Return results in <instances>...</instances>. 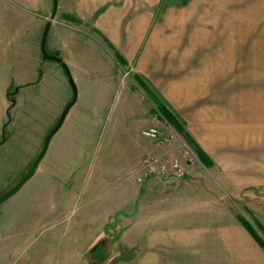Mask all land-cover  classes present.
I'll return each instance as SVG.
<instances>
[{"label": "rangeland", "instance_id": "374dc122", "mask_svg": "<svg viewBox=\"0 0 264 264\" xmlns=\"http://www.w3.org/2000/svg\"><path fill=\"white\" fill-rule=\"evenodd\" d=\"M234 1L227 9L232 14L222 13L224 8L218 6L217 21L203 15V29L208 30L215 24L213 28L219 30L215 43L218 48L233 46L235 104L245 97L251 103L250 116L253 117L258 116L257 104L264 98V69L259 68L264 66V22L259 20L257 0ZM48 4L51 13L53 0ZM18 10L17 3L12 5L8 0H0V142L3 139L0 143V196L30 170L46 134L72 98L71 86L60 64L43 61L44 65L33 73L34 29L31 19L22 9ZM27 12L33 18L44 15L41 8ZM59 15L55 12L51 22L60 19ZM52 33L53 29H49L44 47L47 56H54L49 50ZM85 33L88 32L84 27L79 38L89 50L100 48L102 44L108 48L100 38L90 37L92 30L88 35ZM15 35L19 36L18 52L10 39ZM106 65L105 69L69 70L77 95L81 89L83 99L68 111L35 174L0 204V264H84L81 255L87 258V247L99 227L96 220H89L88 214L99 216L98 204L111 196L123 195L129 188L154 190L159 194H163L162 189L180 193L187 204L195 206V211H187V221L243 220L264 244L257 213L250 212L243 204V199L252 196L228 195L222 174L200 163L191 143L155 109L139 84L140 78L118 60ZM50 67L58 70V79ZM40 76L43 79L38 85ZM17 82L23 84H15ZM103 94L105 101L96 99V95ZM49 98L53 103L52 111L58 109L57 117L52 116L51 120L47 116L51 109L49 103L46 104ZM54 102H57L55 109ZM238 112L236 110L235 114ZM147 127H157L164 134L175 131L178 138L170 144L151 141L141 135V130ZM174 157H179L186 168L184 177L177 178L167 171L166 176L154 174L136 181L146 158H156L157 164L167 166ZM112 207L115 205L108 208ZM261 207L264 208V197ZM116 222L111 220L105 227L112 239L119 238L122 226L127 224L125 219Z\"/></svg>", "mask_w": 264, "mask_h": 264}, {"label": "crops", "instance_id": "0c3cea01", "mask_svg": "<svg viewBox=\"0 0 264 264\" xmlns=\"http://www.w3.org/2000/svg\"><path fill=\"white\" fill-rule=\"evenodd\" d=\"M8 2L17 3L21 12L31 19L34 29L31 60H34L33 73L36 74L37 68L44 65L43 61H51L43 60L40 52L43 25L50 15L49 0ZM234 3V0H57L56 15L60 14V19L52 20L49 26L54 32L49 50L69 70L105 69L106 63L118 60L129 72H134L184 122L189 136L211 161L206 169L222 174L228 195L252 196L243 199L244 207L257 213L258 222L264 228V208L261 207L264 98L257 104L258 116H250L251 103L244 95L242 101L237 100L235 104L233 46L218 48L215 43L219 30L213 28L215 24L208 30L203 29V15L217 21L218 6L225 9L222 13L232 14L227 9ZM257 3L259 20L264 22V0ZM33 8L43 9L44 15L31 17L27 11ZM84 27L86 35L92 30L90 37L100 38L108 48L103 44L91 50L85 47L79 38ZM18 38L16 35L10 38L17 52ZM86 64L88 66L83 67ZM259 68L264 69V66ZM51 69L58 79V70ZM40 78L38 85L42 83L43 77ZM49 88L51 96L52 80ZM82 95L80 89L76 103L83 99ZM96 99L105 101L107 98L103 94L96 95ZM49 100L46 104L51 108L53 103ZM54 103L55 109L57 102ZM57 111L52 108L47 111L50 120L57 117ZM148 180L145 181L148 183ZM161 192L163 194L129 188L123 195L111 196L98 204L101 214H88L89 220L93 218L98 222V232L87 247V258L81 255L82 262L264 264V248L240 221H187V211H195V206L187 204L180 193L173 194L168 189ZM111 204L115 207L108 208ZM123 219L127 224L122 226L119 238L112 239L105 227L111 220L115 223Z\"/></svg>", "mask_w": 264, "mask_h": 264}, {"label": "water", "instance_id": "95a60500", "mask_svg": "<svg viewBox=\"0 0 264 264\" xmlns=\"http://www.w3.org/2000/svg\"><path fill=\"white\" fill-rule=\"evenodd\" d=\"M54 3V8L50 13V18L48 20V22H46V25L44 27L42 36H41V41H40V52H41V56L43 60H51L54 61L58 64H60V66L62 67V69L64 70V73L69 81V84L71 86L72 89V98L70 100V102L65 106V108L63 109L62 113L60 114L58 121L56 122L55 126L46 134L43 144H42V148L39 152V154L37 155V157L34 159L30 170L11 188L9 189L7 192H5L4 194H2L0 196V204L2 202H4L5 200H7L9 197H11L12 195H14L22 186L23 184L29 180L36 172V170L38 169V165L40 163V161L42 160V158L44 157L47 148L49 146V142L51 140V138L54 136V134L60 129V127L62 126L64 119L68 113V111L70 110V108L74 105V103L77 100V87L76 84L71 76V73L68 69V67L66 66L65 63L62 62V60L57 57V56H47L44 52V47H45V43H46V37H47V33L49 30V26L51 23V19L54 16L55 12H56V8H57V0H53Z\"/></svg>", "mask_w": 264, "mask_h": 264}, {"label": "built area", "instance_id": "2783aa9c", "mask_svg": "<svg viewBox=\"0 0 264 264\" xmlns=\"http://www.w3.org/2000/svg\"><path fill=\"white\" fill-rule=\"evenodd\" d=\"M141 135L151 141H155L157 143L170 144L173 140L178 138V135L175 131L170 134H164L157 127H147L141 130ZM188 152L187 151L185 153ZM189 161H191L189 159ZM158 160L156 158L145 159L142 163L139 176H137V182L143 181L144 178L150 175L159 174L165 175L166 172H170L173 176L179 178L187 175V170L183 166L181 159L179 157H174L170 161L169 165L157 164Z\"/></svg>", "mask_w": 264, "mask_h": 264}, {"label": "trees", "instance_id": "16d2710c", "mask_svg": "<svg viewBox=\"0 0 264 264\" xmlns=\"http://www.w3.org/2000/svg\"><path fill=\"white\" fill-rule=\"evenodd\" d=\"M140 86L143 88L145 93L151 98L155 109L158 111L160 116L167 121L168 124L172 125L177 133L183 135L187 141L191 143V145L195 148L197 157L202 165L205 167H209L211 165V161L209 158L202 152V150L197 146V144L192 140V138L187 133L184 122L179 118V116L176 114V112L168 106L165 102H163L156 94L152 92L151 89H149L148 84H146L144 81H139ZM240 222L243 224V226L248 230V232L251 234V236L257 241V243L264 248L263 242L259 239V237L254 233L253 229L247 223L246 221L240 220ZM258 227L261 231L264 232V228L258 223Z\"/></svg>", "mask_w": 264, "mask_h": 264}, {"label": "flooded vegetation", "instance_id": "af4514ba", "mask_svg": "<svg viewBox=\"0 0 264 264\" xmlns=\"http://www.w3.org/2000/svg\"><path fill=\"white\" fill-rule=\"evenodd\" d=\"M1 142H3V139H2V141H1ZM1 142H0V143H1Z\"/></svg>", "mask_w": 264, "mask_h": 264}]
</instances>
